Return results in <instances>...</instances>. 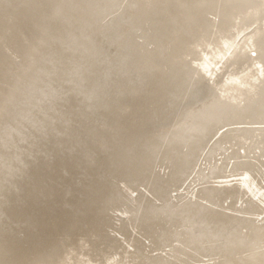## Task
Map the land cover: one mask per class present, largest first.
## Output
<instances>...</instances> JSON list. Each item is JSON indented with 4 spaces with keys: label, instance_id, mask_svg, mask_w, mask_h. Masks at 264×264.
I'll return each mask as SVG.
<instances>
[{
    "label": "bare ground",
    "instance_id": "6f19581e",
    "mask_svg": "<svg viewBox=\"0 0 264 264\" xmlns=\"http://www.w3.org/2000/svg\"><path fill=\"white\" fill-rule=\"evenodd\" d=\"M0 264H264V0H0Z\"/></svg>",
    "mask_w": 264,
    "mask_h": 264
},
{
    "label": "snow or ice",
    "instance_id": "6c2138e0",
    "mask_svg": "<svg viewBox=\"0 0 264 264\" xmlns=\"http://www.w3.org/2000/svg\"><path fill=\"white\" fill-rule=\"evenodd\" d=\"M253 55H255V53H253Z\"/></svg>",
    "mask_w": 264,
    "mask_h": 264
}]
</instances>
